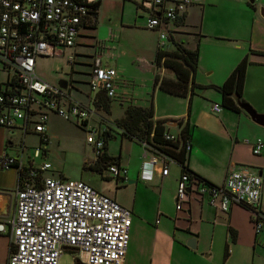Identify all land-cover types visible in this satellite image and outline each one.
<instances>
[{"label": "built area", "instance_id": "built-area-1", "mask_svg": "<svg viewBox=\"0 0 264 264\" xmlns=\"http://www.w3.org/2000/svg\"><path fill=\"white\" fill-rule=\"evenodd\" d=\"M92 0H0V125L13 129L21 119L24 130L31 126L39 134L34 154L24 148L17 155L0 154V168L15 167L18 172L15 213L0 220V232L10 233V249L6 264H59L65 250L73 253L77 264H124L129 242L131 208L82 179H66L45 174L50 162L36 161L47 153L49 135L47 116L54 112L64 118L75 117L81 123L95 111L71 98L68 87L50 84L35 69L38 56L54 55L57 46H74L88 16L87 2ZM196 0H140V8L148 11L146 27L158 29V47L163 49L168 35V22L182 17ZM253 2L257 0H252ZM73 60V55H69ZM88 71L91 102L98 94H116V69L102 65L95 55ZM68 86V85H67ZM214 102L212 110L220 111ZM84 124V123H83ZM89 130L87 141L96 154L104 145L102 131ZM164 137L175 139L168 130ZM141 177L150 179L153 166L161 162V174H167L168 155L156 154L145 147ZM263 139L257 138L252 151L258 153ZM190 149V141L185 143ZM113 175L125 172L118 162L107 165ZM261 174L249 166L230 168L222 185L194 180L182 171L177 180L175 206L182 208L184 198L195 185L199 195L208 194L209 202L227 211L231 203L248 207L256 230L261 227L263 213L258 208Z\"/></svg>", "mask_w": 264, "mask_h": 264}, {"label": "crops", "instance_id": "crops-1", "mask_svg": "<svg viewBox=\"0 0 264 264\" xmlns=\"http://www.w3.org/2000/svg\"><path fill=\"white\" fill-rule=\"evenodd\" d=\"M132 1L136 5V1L139 2L140 0ZM198 1L196 0L187 6L182 23L178 18L175 20L177 22L173 20L167 24L168 29L169 27L172 29L169 32L173 31V33L178 34L173 35L172 33L176 41L182 42L189 48L198 46L197 66L193 72L194 84L189 85L187 93L185 95L170 94L160 89L158 85H154L153 82L149 96L135 97L125 89L121 99L117 100L122 105L127 101L136 105H148L152 101L154 118L162 119L170 133L178 134L186 124L190 130L187 166L194 173L213 184L222 185L225 174L230 168L245 165L257 172L261 171V195L258 202V208L263 213L261 227L259 231L256 230L252 220V212L248 207L231 203L227 211L221 212L217 204L216 206L211 205L208 194L199 195L195 191V185L188 190L182 208L177 209L174 200L177 180L182 172L180 164L172 160L174 164H169L168 173L161 174L160 166L162 164L158 161L153 166L151 178L144 179L141 177L142 162L145 159L143 155L144 148L138 141L130 139V141L140 145L141 153L138 151L135 157L132 158L130 151V160L123 158L120 153L117 154L120 155L119 165L125 167L126 171L119 172L116 176L110 173L106 166L100 174V182L91 183L97 189L109 193L111 196L113 195L121 204L132 210L129 242L124 264L125 262L130 264V258L138 260L142 257V254H145L147 258H150V262L152 261L155 264H169L174 249H177L178 253L176 259L182 262L186 259L184 256H189L204 264H264V124L254 121L248 112L239 106L236 96L233 97L236 104L241 108L240 110L236 111L223 106L221 94L213 86L222 84L236 64L243 57H247L248 63L241 98L256 111L264 113V35H259L263 44L254 42L252 35H233L227 31L223 35H204L201 30V19L205 6ZM258 1L261 5H264V0L255 2L252 0H237L238 3L246 6L247 12L253 21L255 17L252 16L251 9H256L255 3ZM249 3H252L253 6ZM197 13L199 19L196 21L193 15H197ZM261 24H263L261 31H264V23ZM87 28H97V22L94 27H83L85 30ZM85 30L80 32L73 46L74 48L77 49V46L87 45L85 44L87 42L81 40V37L87 35ZM144 48L147 50L137 52L140 65L155 71L154 59L158 49V35H154L152 43L146 42ZM174 49L175 46L169 40V35H167L163 50L172 51ZM79 51L89 58V65L94 56L100 53L97 54L96 50L94 53ZM58 52H64V50ZM73 54L77 55L79 53L74 50ZM100 60L102 65L112 66L116 69V87L120 81L123 85L127 83L126 80L119 78V71L115 66L102 62L101 58ZM202 66L206 67L205 69H208V72H211V77L207 82L197 80V71ZM166 72V77H173L170 69L166 68ZM160 73L162 74L163 71L160 70ZM68 79L63 77L59 80L61 82L65 81V87H68L66 90L70 94L69 86L73 85V79L71 77ZM201 83H207L204 85H210L218 92L217 95L212 96L213 100H210V104H198L195 100V86L196 84L201 85L196 87L204 86ZM160 92L166 94L167 97L160 95ZM117 93L116 89V94L112 100L116 99ZM101 94L104 93H99L98 97ZM160 96L171 106L163 114L158 112ZM73 99L82 105L92 107V109L101 108L97 106V102L94 107L89 91H87L86 100L82 98ZM214 102L221 104L220 111L215 112L212 110ZM123 115L124 112L120 116L110 117L111 121L103 123L99 131L106 130L109 132L106 134L107 137H115L114 132L118 131V128L114 121ZM87 120L84 121L83 125H86ZM18 123H21V126H14L11 130L0 125V154L7 152L11 155H17L22 147L26 153H29V146L26 142V136L29 133L37 135L39 140V134L33 131L31 126L24 130L22 127L23 121L20 119ZM257 137L263 138V145L258 153H254L252 146ZM132 146V143H130V149ZM92 147L95 156L86 163L92 162L96 158V149L93 144ZM109 154L117 156L111 152ZM45 155L46 153H43V156ZM45 174H47V171ZM113 182L114 185H112ZM88 183L90 184V182ZM17 185L18 172L16 168H0V220L11 218L15 213ZM166 192L169 193L173 205L170 209L164 205ZM191 236L195 237L194 248L186 244ZM10 243L9 229H7V232H0V264H6L7 262ZM226 248L227 253L225 252Z\"/></svg>", "mask_w": 264, "mask_h": 264}, {"label": "rangeland", "instance_id": "rangeland-1", "mask_svg": "<svg viewBox=\"0 0 264 264\" xmlns=\"http://www.w3.org/2000/svg\"><path fill=\"white\" fill-rule=\"evenodd\" d=\"M198 2L203 3L205 6L201 19V30L204 35H223L227 31L233 35H252L254 42L263 44L259 35H264V31H261L263 25L261 23H264V14H262L261 10L264 11V5H261L259 1L255 3L256 9H251L252 16L255 17L254 21L247 12L246 6L238 3L237 0H199ZM99 6L96 18L97 28H87L86 30L83 27L81 28V31L85 30L87 34L85 37H81V40L87 42L85 43L87 44L86 46H77V49L73 46H57L58 50H64V52L36 58V72L50 84L57 85L59 79L63 77L66 79L71 77L73 79V85L69 86L70 95L76 99L82 98L86 100L87 91H89L86 81L89 76L88 70L90 69L89 58L79 50L90 53H94L96 50L97 54L100 52L101 55L100 53L98 55L102 62L115 66L119 71V78L127 82L123 85L120 81L117 85L118 96L116 99L111 100L108 111L103 108H93L96 113L88 116L86 125H81V120H77L75 117L64 118L54 112L48 113L47 129L50 136L48 151L45 156L41 152L36 157V161L46 160L50 162L51 167L48 169L47 174L52 173L55 176H61L66 179H83L90 182V184L100 182L101 175L96 170L84 165L86 161H91L95 156L92 144L86 138L89 130L95 131L96 135V130H100L99 128H101L103 123L111 121L110 117L123 114L126 104H120L117 99H121L125 89L135 97L149 96L152 90L154 73H158L160 76L167 74L166 68L163 67L162 69V65H155V71L143 67L137 57L138 51L147 50L144 48L146 42L152 43L154 35L159 37L158 29L146 27L149 17L148 11L137 8L132 0H102ZM193 16H195L196 21L199 19L198 13ZM169 30L172 29L169 27ZM176 34L173 33V35ZM74 50H77L79 54H73V59L75 60L73 62V60L69 59V55ZM205 68L202 66L197 71L196 76L199 82H207L211 77V72H208V69ZM159 69L163 71L162 74ZM5 76L6 73L0 71V78H5ZM194 92V97L198 104H210V100H213L212 96L218 94L216 89L210 85L195 86ZM160 93V95L167 97L163 92ZM158 101L159 113L163 114L170 109L171 106L163 100L162 96H160ZM114 134L115 137H110L107 140L108 153L111 152L115 155L120 153L123 158L128 160H130V151L132 158L135 157L138 151L141 153V147L138 143L130 141L128 137L122 138L117 130ZM26 142L29 146L28 152L34 154L35 146L39 144L38 136L29 133L26 136ZM130 143L133 145L131 149ZM170 164L172 165L174 162L170 161ZM112 185H114V182ZM164 205L168 209L173 207L170 195L167 192L164 195ZM218 209L223 212L219 206ZM172 254L173 257L172 259L170 258L171 263L169 264H204L189 256H184L186 259L183 262L177 260V249H174ZM75 263L76 259L71 251L65 250L60 255L59 264ZM130 264L155 263L150 262V258L142 254V257L138 258V260L130 258Z\"/></svg>", "mask_w": 264, "mask_h": 264}, {"label": "trees", "instance_id": "trees-1", "mask_svg": "<svg viewBox=\"0 0 264 264\" xmlns=\"http://www.w3.org/2000/svg\"><path fill=\"white\" fill-rule=\"evenodd\" d=\"M99 4L100 0H92L86 3L89 9L88 16L84 21L85 27L95 26ZM136 5L140 8L138 1H136ZM249 5L253 6L252 3H249ZM183 16L179 18L180 23L183 22ZM174 22L177 21L174 20ZM169 33V40L174 44L175 49L164 51L158 48L154 63L157 66L162 65L170 69L173 77L160 76L158 73H155L153 82L154 85H158L160 89L167 93L185 95L189 85L192 86L194 84L193 72L197 66L198 46L189 48L182 44V42L176 41L172 33ZM247 63V57H243L222 84L213 85L221 94L222 105L232 110L238 111L241 109L236 104L233 96H236L242 102H246L241 98V95ZM196 86L201 85L196 84ZM112 98L105 94L99 95L97 106L108 111ZM125 104L124 115L114 121L120 136L134 139L141 144L146 143L145 147L156 154L170 156L180 164L182 171L190 175L192 182L199 180L204 183L213 184L197 173H194L187 166L188 150L185 148V143L189 141L190 130L186 124L176 134L177 137L175 139H168L164 137V133L167 131L164 121L154 118L152 101L148 105H136L128 103V101ZM83 123L84 121L81 125ZM108 133L106 130L101 132L104 138V145L96 154L95 160L84 164L86 167L92 168L100 174H102L103 169L109 163L118 162L120 158V155L113 156L107 152V140L110 138L106 136ZM225 252L227 253V248Z\"/></svg>", "mask_w": 264, "mask_h": 264}, {"label": "water", "instance_id": "water-1", "mask_svg": "<svg viewBox=\"0 0 264 264\" xmlns=\"http://www.w3.org/2000/svg\"><path fill=\"white\" fill-rule=\"evenodd\" d=\"M262 14H264V11H262ZM58 85H60L61 87H65L66 83L61 82L60 80L58 81ZM238 104L241 108H243L245 111L248 112V114L251 116V118L256 121L259 124H264V113L258 112L256 111L249 103L247 102H242L240 100H238ZM259 174H261V171L259 172ZM186 244L191 247L194 248L195 247V237L191 236L189 237V239L186 241Z\"/></svg>", "mask_w": 264, "mask_h": 264}]
</instances>
